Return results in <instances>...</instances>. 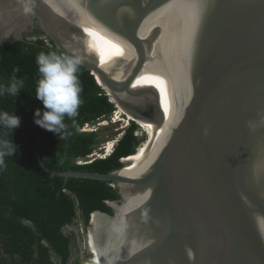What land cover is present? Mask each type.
I'll return each mask as SVG.
<instances>
[{
  "label": "water",
  "instance_id": "1",
  "mask_svg": "<svg viewBox=\"0 0 264 264\" xmlns=\"http://www.w3.org/2000/svg\"><path fill=\"white\" fill-rule=\"evenodd\" d=\"M35 30L153 129L122 176L123 158L100 173L37 156L116 187L112 214L93 211L107 264H264V0H0V42Z\"/></svg>",
  "mask_w": 264,
  "mask_h": 264
},
{
  "label": "trees",
  "instance_id": "2",
  "mask_svg": "<svg viewBox=\"0 0 264 264\" xmlns=\"http://www.w3.org/2000/svg\"><path fill=\"white\" fill-rule=\"evenodd\" d=\"M41 34L35 30L29 38L24 35L21 40L0 42V84L7 86L13 75L23 81V89L15 97L0 96V112H13L20 118L11 133L0 127V138L18 146L0 169V264H82L76 219L87 224L93 211L112 214L107 202L119 198L112 182L79 177L65 180L43 169L37 156L49 170L59 166L61 170L106 173L121 168V158L133 155L140 142L135 134L138 125L130 121L107 156L86 162L105 140L102 132L108 128L85 131L83 127L109 119L115 104L81 65L77 73L83 89L79 115L74 121L65 118L72 135L62 139L34 123V111L44 110L35 97L40 77L36 57L40 52L63 56ZM84 264L91 263L85 260Z\"/></svg>",
  "mask_w": 264,
  "mask_h": 264
},
{
  "label": "clouds",
  "instance_id": "3",
  "mask_svg": "<svg viewBox=\"0 0 264 264\" xmlns=\"http://www.w3.org/2000/svg\"><path fill=\"white\" fill-rule=\"evenodd\" d=\"M26 11H30V9H26ZM36 64L40 77L37 80L35 97L42 102L44 110L36 109L34 111V123L57 134L62 139H66L72 135V132L69 131L65 118L74 121V118L79 115L78 110L82 104L81 93L83 89L77 75L81 59L79 57L61 56L56 52H40L36 57ZM18 71V68L14 69V73ZM21 89H23V81L13 75L7 86L0 84V96L7 94L15 97ZM130 121H134L139 128L136 119H127L126 123L129 125ZM19 124L20 118L13 112L11 114L6 111L0 112V127L10 130L11 133ZM119 137L120 135L115 140H118ZM115 140L114 144L117 142ZM17 147L12 140L0 138V169L5 167V157H12L17 151ZM102 149L106 150L105 146ZM106 151L97 153L95 158L107 156L110 152ZM78 163H85V161H79ZM91 260L88 255L86 261L94 264ZM84 261L82 264H84Z\"/></svg>",
  "mask_w": 264,
  "mask_h": 264
},
{
  "label": "rangeland",
  "instance_id": "4",
  "mask_svg": "<svg viewBox=\"0 0 264 264\" xmlns=\"http://www.w3.org/2000/svg\"><path fill=\"white\" fill-rule=\"evenodd\" d=\"M114 104H115V110L113 111V113L111 114L109 119L97 122L93 126L86 124L83 127V129L85 131H92V130H96L97 128H102V127L108 128L107 130L102 132V136L105 138V140L102 143H100L97 146V148L95 149V151L90 155H93L95 153L99 154V152L104 153V151H106V150L102 149L103 146L106 147L108 141H111V140L114 141L115 138H117L119 135L122 134L123 129L126 128L128 125L126 123V120L128 119V117L134 118V117L130 116L129 114L123 112L120 109V107L118 106V104H116L115 102H114ZM135 134L137 136H139V140H140V142L138 144V146H139L143 142L147 141V139L149 138L151 133L142 127V129L138 128L135 131ZM101 149H102V151H101ZM90 161L91 160H88L87 162H90ZM76 222H77L76 235L78 238L82 239L83 234H84V231L82 229V221L80 219H76ZM77 248H78V255L80 258V262L83 263L84 260H88V254H87L86 249H85L86 246L85 245H81V246L77 245ZM74 257H75V254H72V260L74 259ZM92 257H91V259H92ZM91 262H92V260H91Z\"/></svg>",
  "mask_w": 264,
  "mask_h": 264
},
{
  "label": "bare ground",
  "instance_id": "5",
  "mask_svg": "<svg viewBox=\"0 0 264 264\" xmlns=\"http://www.w3.org/2000/svg\"><path fill=\"white\" fill-rule=\"evenodd\" d=\"M99 84L101 86L102 83L98 80ZM103 88H105L103 86ZM106 89V88H105ZM104 89V90H105ZM107 94V93H106ZM108 95V94H107ZM111 99L112 102H114V99L112 98V96H110V94L108 95ZM128 119H132L131 117H128ZM137 123L139 124V128L142 129V127L144 129H146L147 131H149L151 134L149 136V138L147 139V141L143 142L142 144H140L138 147H137V151L133 154V155H130L128 156L127 158L125 157L124 160H128L129 163L127 165H125L124 167L121 168L119 174L122 176L124 175L127 171H129L133 166H135L138 161L140 160V158L143 156V154L146 152V150L149 148L150 146V142H151V138H152V134H153V129L149 126H147L146 124L140 122L139 120H137ZM112 141V142H111ZM111 141H108L107 145H106V150L107 152H110V149L112 147V145L114 144L113 140ZM97 153H95L96 155ZM94 155V154H93ZM124 191V189H123ZM125 195V193H124ZM127 200H126V197H125V203L122 205V208L124 207V205L126 204ZM102 217V215L98 212H93L92 215H91V222H92V227L89 228L88 232H87V239H86V243L85 245L87 246L88 249H90V257H92V262L94 264H107L105 258L102 256V253H101V250L96 242V233L98 230V218Z\"/></svg>",
  "mask_w": 264,
  "mask_h": 264
},
{
  "label": "flooded vegetation",
  "instance_id": "6",
  "mask_svg": "<svg viewBox=\"0 0 264 264\" xmlns=\"http://www.w3.org/2000/svg\"><path fill=\"white\" fill-rule=\"evenodd\" d=\"M31 36H33V35H31ZM31 36H30V37H31Z\"/></svg>",
  "mask_w": 264,
  "mask_h": 264
},
{
  "label": "built area",
  "instance_id": "7",
  "mask_svg": "<svg viewBox=\"0 0 264 264\" xmlns=\"http://www.w3.org/2000/svg\"><path fill=\"white\" fill-rule=\"evenodd\" d=\"M116 140H117V139H116ZM116 140H115V141H116Z\"/></svg>",
  "mask_w": 264,
  "mask_h": 264
}]
</instances>
